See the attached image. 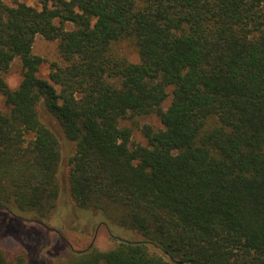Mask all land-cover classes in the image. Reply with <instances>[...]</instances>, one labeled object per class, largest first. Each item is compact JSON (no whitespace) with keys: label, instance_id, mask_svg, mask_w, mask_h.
<instances>
[{"label":"trees","instance_id":"obj_1","mask_svg":"<svg viewBox=\"0 0 264 264\" xmlns=\"http://www.w3.org/2000/svg\"><path fill=\"white\" fill-rule=\"evenodd\" d=\"M38 34L65 61L46 78ZM0 95V209L46 222L64 185L75 211L143 236L67 264H264V0H0ZM150 113L164 127L135 143L121 121Z\"/></svg>","mask_w":264,"mask_h":264},{"label":"rangeland","instance_id":"obj_2","mask_svg":"<svg viewBox=\"0 0 264 264\" xmlns=\"http://www.w3.org/2000/svg\"><path fill=\"white\" fill-rule=\"evenodd\" d=\"M3 1L10 5L25 2L40 9L45 0ZM115 45L117 51L129 60L139 59L138 49L128 39H121ZM33 51L44 59L39 73L44 78L48 77L52 62L65 63L59 51L58 40L47 39L38 34ZM5 78L12 88L19 85L22 79V63L19 59L12 63ZM169 93L163 103L164 107L171 102L172 87L169 88ZM0 106L4 111L8 110L2 95H0ZM121 124L131 128L132 140L135 143L142 144H147V138L143 132L145 125H150L154 129L164 127L156 113L128 116L121 121ZM63 161L67 162L66 159ZM66 177H68V170L65 169L59 174V179L62 182ZM61 190L58 203L46 222L28 211L24 212L23 217L18 218L8 209H0V247L10 259H14L19 253H27L31 261L34 260L31 264H35V260L36 264H67L71 250L78 251L91 246L107 250L113 248L122 237L139 240L143 238L140 233L125 234L117 224L107 220V214L105 216L95 211L92 213L75 211L73 208L76 202L67 193L64 185ZM150 247L154 251H160L159 247L153 244Z\"/></svg>","mask_w":264,"mask_h":264}]
</instances>
